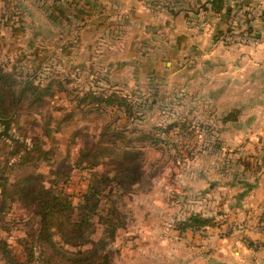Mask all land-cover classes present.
Segmentation results:
<instances>
[{
  "label": "rangeland",
  "instance_id": "rangeland-1",
  "mask_svg": "<svg viewBox=\"0 0 264 264\" xmlns=\"http://www.w3.org/2000/svg\"><path fill=\"white\" fill-rule=\"evenodd\" d=\"M212 1L0 0V61L52 82L54 95L22 111L41 122L75 111L44 138L55 152L37 168L45 182L76 161L78 129L96 142L108 124L123 127L144 152L147 176L120 200L111 264H264V0H223L220 11ZM86 91L140 105L85 114ZM145 133L160 139L139 141ZM65 171L60 188L78 202L91 174ZM195 213L217 224L184 227ZM0 235L22 250L23 231Z\"/></svg>",
  "mask_w": 264,
  "mask_h": 264
},
{
  "label": "trees",
  "instance_id": "trees-1",
  "mask_svg": "<svg viewBox=\"0 0 264 264\" xmlns=\"http://www.w3.org/2000/svg\"><path fill=\"white\" fill-rule=\"evenodd\" d=\"M217 1L220 11L223 0H213V7ZM33 74L24 77L21 71L7 70L0 61V229L6 233L24 232V236L17 238L22 247L20 252L8 235H0V261L3 264H111L109 242L124 226L120 200L147 176L144 152L133 144L136 137L121 132L123 127L108 124L96 142L78 129L71 138L80 135L86 138L81 140L76 161L72 164H66V158L59 161L52 171L58 172L54 174L56 177L46 183L45 175L37 173V168L55 161V152L44 148V138H52L53 131L68 123L75 111L64 117L50 113L42 122L32 113L25 114L23 106L32 112L30 109L42 106L47 96L54 95L52 82L43 85L38 74ZM137 105L140 104L114 94L86 91L76 106L85 114L93 108L104 111L101 107L116 106L132 115ZM119 118L117 115L115 120ZM53 121L57 122L56 128L51 126ZM36 128H42L44 137L34 132ZM138 139L155 144L160 138L145 133ZM63 168H86L91 174L88 188L78 202L60 188L58 175L66 174ZM13 205L20 206L21 211L14 212ZM216 224L215 219L195 213L185 221L184 227Z\"/></svg>",
  "mask_w": 264,
  "mask_h": 264
},
{
  "label": "crops",
  "instance_id": "crops-1",
  "mask_svg": "<svg viewBox=\"0 0 264 264\" xmlns=\"http://www.w3.org/2000/svg\"><path fill=\"white\" fill-rule=\"evenodd\" d=\"M184 10H186V9H185V8H181V10H179V9H178V10H175V11L172 10V16L174 15V16H177V17H178L179 12H180V11H184ZM170 11H171V10H170ZM197 12H198V11H197ZM197 12H196V13H197ZM263 12H264V3H263ZM170 13H171V12H170ZM187 13H188V11H186V18H185L186 21H183V25L186 24V25H190V26L192 27L193 24L189 21L190 18H189V15H187ZM196 15L199 16V13H197ZM174 16H173V17H174ZM179 18H180V17H179ZM188 23H189V24H188ZM167 25H168V24H166V26H167ZM169 25H170V24H169ZM181 25H182V20H180V21L178 22V26H181ZM173 32H174V31H173ZM158 33H159V32H158ZM159 34H160V33H159Z\"/></svg>",
  "mask_w": 264,
  "mask_h": 264
}]
</instances>
